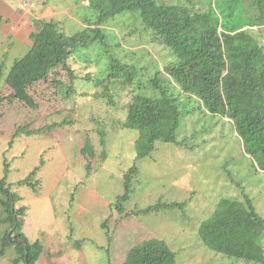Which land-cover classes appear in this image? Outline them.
<instances>
[{
  "label": "rangeland",
  "instance_id": "rangeland-1",
  "mask_svg": "<svg viewBox=\"0 0 264 264\" xmlns=\"http://www.w3.org/2000/svg\"><path fill=\"white\" fill-rule=\"evenodd\" d=\"M92 13L87 0H0V180L7 170V183L20 198L15 210L26 208L19 215L25 221L22 230L31 243L43 245L37 264H125L134 246L153 238L167 242L177 264H255L218 255L199 238L201 224L224 197L245 203L249 194L264 216V173L252 168L231 119L212 116L192 101L190 111L195 109L183 119L179 142H158L150 156L135 160L139 133L124 123L140 90L107 79L109 61L99 43L73 55L72 78L58 69L31 89L36 110L22 101L9 105L6 77L30 48L38 24L54 21L73 35L88 27L87 19H95ZM134 14L102 26L108 50L137 65L144 83L157 71L166 77V65L175 61L172 51L152 40ZM174 93H182L176 85ZM46 127L47 134L17 135L19 129ZM103 131L108 151L101 145ZM87 139L95 159L81 153ZM103 152L109 156L105 162L99 160ZM133 166L138 172L132 177V196L118 211L124 177ZM36 167L34 191L20 182ZM160 201L186 205L157 215L132 214ZM5 216L0 205V264H24L15 246L3 248L5 235L11 234L10 224L1 220Z\"/></svg>",
  "mask_w": 264,
  "mask_h": 264
},
{
  "label": "trees",
  "instance_id": "trees-1",
  "mask_svg": "<svg viewBox=\"0 0 264 264\" xmlns=\"http://www.w3.org/2000/svg\"><path fill=\"white\" fill-rule=\"evenodd\" d=\"M87 1L95 19H87L88 27L82 31L67 35L54 21L38 24V31L30 36V48L14 62L6 77L12 91L8 96L11 99L9 105L22 101L36 110L38 104L31 89L58 69L69 72L68 76L72 78L69 63L73 55L79 49H90L99 43L109 61L107 79L116 80L124 88L137 86L140 90L129 104L124 123L125 129L139 133L135 160L150 156L158 142L178 143L183 119L195 109L190 111V102L197 101L198 107L212 116L232 120L245 154L253 161L252 168L258 174L264 173V0ZM128 13H138L143 29L152 35V40L172 51L175 61L167 64L164 71L168 77L157 71L144 83L141 79L145 73L140 72L137 65L125 62L108 50L110 46L102 26ZM175 85L181 90L180 95L174 93ZM147 90L158 93L149 96V93H143ZM48 128L27 132L19 129L17 135L47 134ZM101 136V145L108 151L109 142L104 131ZM81 153L86 159L96 158L90 139ZM107 153L103 152L99 160L105 162L109 157ZM90 169L91 164L87 167ZM39 170L40 167H36L20 184L37 191L32 180ZM137 172V166H133L125 174V193L115 204L118 211H124L132 196V177ZM7 180L6 170L5 177L0 180V205L6 213L1 220L10 224L11 234L5 235L3 248L15 246L24 264H37L43 245L40 241L31 243L24 234L25 221L19 215L26 208L15 210L20 198L11 191ZM245 199V203L228 197L221 199L215 211L201 224L199 238L205 247L218 255L245 263L264 264V216L256 210L251 195L245 194ZM185 205L160 201L132 211V214L136 217L157 215L176 208L183 210ZM12 233L14 240L10 239ZM18 239L24 240L28 249ZM159 263L177 264L176 252L159 238L134 246L125 261V264ZM108 264H112L111 260Z\"/></svg>",
  "mask_w": 264,
  "mask_h": 264
},
{
  "label": "water",
  "instance_id": "water-1",
  "mask_svg": "<svg viewBox=\"0 0 264 264\" xmlns=\"http://www.w3.org/2000/svg\"><path fill=\"white\" fill-rule=\"evenodd\" d=\"M12 212H14V209H12ZM10 239L14 240L12 237H10ZM18 240L25 245L26 249H28V244L24 240H22V239H18ZM27 259H28V252L26 251V260Z\"/></svg>",
  "mask_w": 264,
  "mask_h": 264
}]
</instances>
